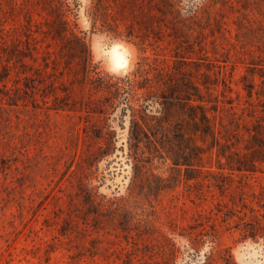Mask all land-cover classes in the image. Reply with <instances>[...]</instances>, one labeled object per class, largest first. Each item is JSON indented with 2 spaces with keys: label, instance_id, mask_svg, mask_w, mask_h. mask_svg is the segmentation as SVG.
<instances>
[{
  "label": "rangeland",
  "instance_id": "obj_1",
  "mask_svg": "<svg viewBox=\"0 0 264 264\" xmlns=\"http://www.w3.org/2000/svg\"><path fill=\"white\" fill-rule=\"evenodd\" d=\"M62 1L105 82L125 79L147 56L169 71L181 67L226 153L256 168L230 171L208 137L199 141L201 160L175 145L162 154L146 149L149 162L136 172L131 114H122L127 89L109 113L88 112L107 107L109 96L99 84L79 82L82 74L70 70L75 57L49 34L55 0H0V264H264V235L244 232L247 223L264 231V0H207L203 7L176 0L188 17L195 9L179 30L162 21L159 0H105L126 7L121 36L93 27V0ZM132 20L149 40L127 37ZM117 45L134 66L121 77L106 71ZM106 124L118 134L117 148L86 163L101 144L96 129ZM179 158L186 164L175 166ZM82 181L116 209L89 213Z\"/></svg>",
  "mask_w": 264,
  "mask_h": 264
},
{
  "label": "trees",
  "instance_id": "obj_2",
  "mask_svg": "<svg viewBox=\"0 0 264 264\" xmlns=\"http://www.w3.org/2000/svg\"><path fill=\"white\" fill-rule=\"evenodd\" d=\"M66 5L62 0H55V7L53 6L52 10L56 15L50 23L49 34L52 39L61 41L63 49L69 51V56L75 57V62L72 61L75 65L70 70L76 73L77 76L82 74L81 77L77 78L79 82L84 84L85 81H89L94 85L99 84L98 87L106 92V96H109L106 98L108 102L107 107L103 109L99 108L100 110L88 107V112L109 113L111 109H115L117 106V99L122 94V91L127 89L130 98L128 99L124 96L123 100L126 101V107L123 108L122 114H129V112L131 114L129 148L130 157L134 160L136 172L141 170L144 163L149 162L146 149H152V153L157 152L162 154L166 149L170 150L168 148H172V145H175L181 149L186 148L191 150L195 154V160H201L203 147L199 141L205 142L208 137H211L213 146L214 144L220 145L218 156L227 158L230 171L239 170L247 172L253 171L256 168L255 161L252 162L249 159L240 158V153L234 151H231L230 154L226 153L225 149L227 147L221 144L217 136L213 118L207 112L204 99L201 96L195 99V93L186 90V87L195 90V85L192 84L187 73L181 67H174L175 70L169 71L165 66L150 64L148 61L150 58L147 56L143 62L139 63L138 69L125 79H119L120 81L109 84L105 82V76L101 74L98 66L93 62L92 51L86 37L80 36L79 33L72 29L67 9L65 8ZM117 6H113L112 4L107 5L105 0H93L90 11L93 27L97 28L100 25L104 32L121 36L122 33L119 32L120 23L125 24V21L130 17H128L124 10L126 7L119 8ZM154 6H156L162 15V21L170 20L173 23L174 30L181 29L179 27L180 24L186 26L190 17H195V9L190 10L192 14L188 17L183 14L184 8L178 6L176 0H159ZM149 18L154 20L161 17L151 15ZM132 21V23L130 22L126 26L127 37L140 38L143 42L149 40V34H145L144 36L139 34V31H142L141 23L136 24L135 20ZM146 29H148L147 26ZM177 62L181 64L182 62H186V60L183 58V60H178ZM48 66L47 62L46 67ZM152 71H155L153 75ZM106 76L111 79L113 78L110 75ZM120 82H124L125 85H122ZM140 90H143V92L140 93ZM90 98L92 101V95ZM195 101H200V103L195 104ZM174 107H187L191 113L171 114V109ZM195 109H200V113L195 114ZM95 137L99 144H101L98 146L96 152L87 154L83 158L86 163L108 156L117 148L118 134L112 126L108 124L99 126L96 129ZM193 141L194 145H191ZM183 145L185 146L183 147ZM183 150L185 152V149ZM183 155V159L186 160L187 154L184 153ZM237 157L238 159L236 160L235 158ZM174 161L175 166L186 164L185 162L181 163L180 158ZM80 185L84 190L85 188L87 190L85 198L89 205V213L100 215L103 209L100 206H107V209L111 211L116 209L114 201L99 202V195L92 187L90 188L83 181ZM259 224L247 223L244 228L245 237L255 239L264 235L263 228Z\"/></svg>",
  "mask_w": 264,
  "mask_h": 264
},
{
  "label": "clouds",
  "instance_id": "obj_3",
  "mask_svg": "<svg viewBox=\"0 0 264 264\" xmlns=\"http://www.w3.org/2000/svg\"><path fill=\"white\" fill-rule=\"evenodd\" d=\"M207 2V0H192V3L196 5L197 7H203L204 4ZM185 3H188V0H185ZM119 47V45L117 46ZM125 51H129L128 49H125ZM134 70V66L132 64L131 58H125L117 61L114 66L109 67L106 69V71L113 75L114 77H121L126 75L127 73H130Z\"/></svg>",
  "mask_w": 264,
  "mask_h": 264
},
{
  "label": "bare ground",
  "instance_id": "obj_4",
  "mask_svg": "<svg viewBox=\"0 0 264 264\" xmlns=\"http://www.w3.org/2000/svg\"><path fill=\"white\" fill-rule=\"evenodd\" d=\"M118 46V45H117ZM117 46H115L112 50H111V59H112V61L114 62L113 63V66H114V64L117 62V61H119V60H121V59H125V58H128V55L127 54H125L120 48V45H119V47H117Z\"/></svg>",
  "mask_w": 264,
  "mask_h": 264
}]
</instances>
